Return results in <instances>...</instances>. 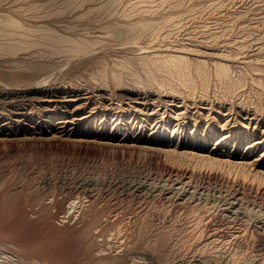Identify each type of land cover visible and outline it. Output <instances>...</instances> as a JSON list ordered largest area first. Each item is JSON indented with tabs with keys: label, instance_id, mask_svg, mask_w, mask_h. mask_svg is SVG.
<instances>
[{
	"label": "rangeland",
	"instance_id": "1",
	"mask_svg": "<svg viewBox=\"0 0 264 264\" xmlns=\"http://www.w3.org/2000/svg\"><path fill=\"white\" fill-rule=\"evenodd\" d=\"M0 17L20 23L0 41H95L0 49V246L264 264V0H0Z\"/></svg>",
	"mask_w": 264,
	"mask_h": 264
},
{
	"label": "bare ground",
	"instance_id": "2",
	"mask_svg": "<svg viewBox=\"0 0 264 264\" xmlns=\"http://www.w3.org/2000/svg\"><path fill=\"white\" fill-rule=\"evenodd\" d=\"M4 23L11 24V25H13L15 27L20 26V23L17 20L11 18V17H8V18L0 17V24H4ZM1 29L4 30V27H2ZM51 31L53 32V30H51ZM51 31H48V32L42 34V37H32V38L31 37H3V40L0 41V49L3 50L4 52H9V53L16 54L17 52H19L21 50H28V49L33 48L34 46H38L39 44H41V45L45 44V45H47L49 47L47 49H50V53L51 52H63V53L64 52H66V53L68 52L69 54L76 56V55H80V54H82L84 52L85 53L86 52L88 53V51L90 52L91 50L89 48L95 42V41H91L93 39L88 40V39H83V37H81V38L74 37L73 38V37H70V36L68 37V36H65V35H62V34H58V33L55 34V33H52ZM34 49H35V47H34ZM43 53H44V51H43ZM72 58H75V57L72 56ZM72 58H69V59H72ZM179 61H180V63L186 62L182 58H179ZM218 72H220L222 75H228L229 74L228 68L226 66H224V65L220 66ZM3 84L6 85L5 83H3ZM31 84H33V83H31ZM42 84H40V85L43 86L44 84L43 85ZM0 85H2V84H0ZM33 85H35V84H33ZM30 87H33V86L31 85ZM2 88H4V87H2ZM17 89H19V87ZM246 170H247V168H246ZM71 206H75L74 201L71 202ZM103 251L101 250L100 253L103 252ZM109 259L110 258L102 257V259H99L102 262H98L97 263V261H96V264H112V262L113 263L115 262L114 261L115 258H114V260H111L112 258L110 260ZM31 262H33V261H31ZM31 262L27 261L24 257L19 256L17 253H14L13 251H10L6 247L0 246V264H32Z\"/></svg>",
	"mask_w": 264,
	"mask_h": 264
}]
</instances>
